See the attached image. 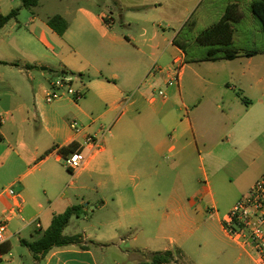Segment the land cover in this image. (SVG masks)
Segmentation results:
<instances>
[{"label": "crops", "instance_id": "crops-1", "mask_svg": "<svg viewBox=\"0 0 264 264\" xmlns=\"http://www.w3.org/2000/svg\"><path fill=\"white\" fill-rule=\"evenodd\" d=\"M42 1L23 24L22 0H0V15L20 10L0 30V216L8 222L0 262L14 237L20 244L36 241L54 216L79 206L78 217L85 214L82 234L69 236H80L81 244L55 247L33 258L34 264H152L150 256L165 251L174 254L170 264H254L223 229V218L236 200L223 214L203 216L202 193L210 188L194 184V158L204 170L201 152L210 155L216 146L217 135L233 116L223 105L233 102L222 97L206 106V97L197 96L187 101L180 83L189 65L209 64L198 66L204 77L197 72L193 77L197 86L210 85L211 72L226 67L223 61H252L257 55L218 61L188 57L179 35L187 25L196 27L198 20L191 17L205 0H182L184 15L158 28L149 0H75L56 14L68 24L63 35L36 10ZM221 1L223 11L231 3L242 11V0ZM251 1L245 4L248 9ZM114 13L128 35L114 29ZM132 23L135 28L129 30ZM58 74L73 78L83 96L47 104L46 92ZM262 82L257 79L251 86ZM162 87L165 97H154ZM174 91L182 115L169 101ZM128 93H134L131 102L119 115ZM242 101L247 107L253 104ZM258 102L264 111V102ZM88 136L101 138L100 150L91 152L84 144ZM70 144L88 155L74 174L57 152ZM263 171L262 165L246 191ZM9 189L18 198L9 196Z\"/></svg>", "mask_w": 264, "mask_h": 264}, {"label": "rangeland", "instance_id": "rangeland-1", "mask_svg": "<svg viewBox=\"0 0 264 264\" xmlns=\"http://www.w3.org/2000/svg\"><path fill=\"white\" fill-rule=\"evenodd\" d=\"M71 1L75 0H61V2L59 0H43L42 6L36 10L39 11L42 18L52 17L62 13L66 5L70 4ZM98 1L101 4L105 3V0ZM149 1L152 5L150 14L157 16L155 20L157 28L165 27L168 21H176L184 15L183 10L185 7L181 2L182 0ZM248 1L242 0L244 18L240 23L233 26L235 31L233 47L239 52L246 50L256 51L258 52L257 56L252 61L243 58H238L234 61H223L220 64H227L226 67L211 72L210 85L201 83L200 86H197L193 77L194 72L204 77V69H198V66L204 68L209 66V64L189 65L184 70V76L180 83L181 93L184 94V98L187 101L197 96V99L206 97L204 100L206 106L209 105L212 99L217 100L222 99V97L225 98V101L232 100L233 102L232 106L223 105L224 111H227L226 107H230L231 115L233 116L230 118V123L228 122L224 130H221L222 132L220 131L217 135V143H213L216 146L210 149V155H207L204 151L201 152L204 170L198 169L201 163L197 156L194 158L196 167V171H194L195 188L202 186L210 188V193L203 191L200 206L203 216L206 217L218 212L223 214L225 208L231 207L234 201L241 197L242 191L243 195H245L252 179L261 169V166H264V111L262 110V103L258 102L259 99L264 102V82L251 86L257 79L264 80V37L257 21L249 12ZM221 2V0H205L195 9L191 17V20H198L196 27L191 29L187 25L181 31L179 39L187 43L186 51L188 57L200 58L206 54L207 48L193 42L192 39L205 28L218 21L220 13L223 11ZM128 4L126 3V5ZM74 6L75 3L70 5V9H73ZM21 14L22 23L24 24L25 18L30 17V11L22 9ZM204 14L206 15L204 16ZM134 16L137 15H129L127 18H135ZM202 17L203 21H199ZM115 19L114 29L124 35H128L130 31H122L117 14H115ZM133 28L135 26L132 23L129 30ZM57 69L54 68L52 70L56 72ZM60 76L59 74L54 75V79ZM71 87L74 90L77 88V83L74 79H72ZM175 88L169 87L170 91L175 90ZM161 90L165 93L166 89L162 87ZM133 94L128 93L126 96ZM170 95L171 93L168 96L170 103L174 104V109H180V115H182L183 109L181 108L179 93L174 91L172 96ZM154 97H158L157 93H155ZM242 99L253 101V104L247 107ZM185 115L184 112L183 116ZM165 161H171V158L166 157ZM90 215L91 210H89L87 216ZM84 217L85 214L78 218H72L64 234L68 236L74 233L82 234L85 224ZM11 245V250L3 257V261L0 264H34L31 252L19 243L17 237L11 240ZM12 261L13 263H11Z\"/></svg>", "mask_w": 264, "mask_h": 264}, {"label": "trees", "instance_id": "trees-1", "mask_svg": "<svg viewBox=\"0 0 264 264\" xmlns=\"http://www.w3.org/2000/svg\"><path fill=\"white\" fill-rule=\"evenodd\" d=\"M41 0H22V7L28 10L36 8ZM249 10L253 18L257 21L261 33L264 37V0H252ZM19 9H13L7 15H0V30L12 19L16 18ZM243 19V13L238 4H228L218 19L210 27L200 32L195 42L207 48V52L199 61H218V60H234L240 55L252 57L258 54L256 51L239 52L233 47L234 25ZM106 22V21H105ZM107 23V22H106ZM48 25L58 35H63L67 30V22L59 15H54L48 19ZM176 45L182 48L180 43L174 41ZM184 50V48H182ZM65 74V73H64ZM54 149L46 152L48 155ZM82 148L76 144H70L57 150V152L67 156L74 152H82ZM80 207L73 206L68 208L62 214L54 216L50 226L44 230L40 238L33 242H21L32 254L34 259H39L55 247H64L74 244H81L80 236H65L63 231L68 226L72 217L80 215ZM174 260V254L171 251L155 253L150 256L152 264H170Z\"/></svg>", "mask_w": 264, "mask_h": 264}, {"label": "built area", "instance_id": "built-area-1", "mask_svg": "<svg viewBox=\"0 0 264 264\" xmlns=\"http://www.w3.org/2000/svg\"><path fill=\"white\" fill-rule=\"evenodd\" d=\"M175 65L177 66L174 69V79L178 75L180 61H175ZM155 67L153 66L152 70ZM72 79L70 76L62 75L54 80L51 88L46 92L45 102L50 104L67 96L73 97L75 100L82 97L80 91L71 87ZM157 96L164 98L165 94L162 90H159ZM131 99L132 95L121 100L119 115L123 113ZM70 127L78 132L76 123H72ZM84 144L91 148V152H94L101 149L102 140L101 138L88 136ZM87 159L88 155L84 154L83 151L74 152L63 157V164L71 174H74L84 167ZM7 193L9 196L18 198L12 189L7 190ZM16 209H19L18 205H16ZM7 223V220L0 221V244L6 241ZM36 228H40L39 223L36 224ZM223 229L232 242L251 255L254 264H264V172L248 192L241 196L224 216Z\"/></svg>", "mask_w": 264, "mask_h": 264}, {"label": "water", "instance_id": "water-1", "mask_svg": "<svg viewBox=\"0 0 264 264\" xmlns=\"http://www.w3.org/2000/svg\"><path fill=\"white\" fill-rule=\"evenodd\" d=\"M41 70H42V71H46V69H45V68H41Z\"/></svg>", "mask_w": 264, "mask_h": 264}]
</instances>
